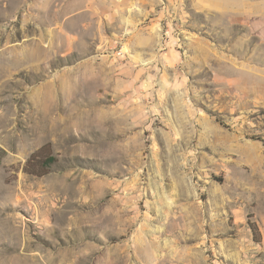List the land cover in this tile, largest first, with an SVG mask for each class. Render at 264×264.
<instances>
[{"label":"rangeland","instance_id":"rangeland-1","mask_svg":"<svg viewBox=\"0 0 264 264\" xmlns=\"http://www.w3.org/2000/svg\"><path fill=\"white\" fill-rule=\"evenodd\" d=\"M0 264H264V0H0Z\"/></svg>","mask_w":264,"mask_h":264},{"label":"trees","instance_id":"trees-1","mask_svg":"<svg viewBox=\"0 0 264 264\" xmlns=\"http://www.w3.org/2000/svg\"><path fill=\"white\" fill-rule=\"evenodd\" d=\"M36 154L37 153H33L30 157H29V159L27 160V162H26V167H28L33 161H34V159H35V157H36ZM56 161V158L54 157V156H48L44 161H43V164L44 165H51L52 163H54ZM42 164V165H43ZM43 167V166H42ZM42 170H39V171H36V172H34L33 171V173H36V174H38V175H42V174H44L45 172H41ZM248 225H249V228H250V230H251V232H252V234H253V238H254V240L255 241H259L260 240V238H261V235H260V232H259V229H258V227H257V225H256V223L255 222H251V221H249L248 222Z\"/></svg>","mask_w":264,"mask_h":264}]
</instances>
